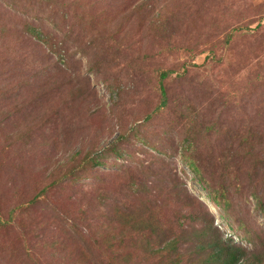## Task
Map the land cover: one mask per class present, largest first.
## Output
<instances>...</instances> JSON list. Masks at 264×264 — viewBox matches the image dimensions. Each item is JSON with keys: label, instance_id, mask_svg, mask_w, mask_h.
I'll return each instance as SVG.
<instances>
[{"label": "rangeland", "instance_id": "374dc122", "mask_svg": "<svg viewBox=\"0 0 264 264\" xmlns=\"http://www.w3.org/2000/svg\"><path fill=\"white\" fill-rule=\"evenodd\" d=\"M108 219L263 252L264 0H0V264L103 259Z\"/></svg>", "mask_w": 264, "mask_h": 264}, {"label": "trees", "instance_id": "16d2710c", "mask_svg": "<svg viewBox=\"0 0 264 264\" xmlns=\"http://www.w3.org/2000/svg\"><path fill=\"white\" fill-rule=\"evenodd\" d=\"M31 32H34V35L39 38H43V30L38 27H30ZM45 33V32H44ZM45 40L47 39L44 38ZM168 70H160V79H159V90L162 98L161 105H165V89L163 87L162 80L167 75ZM192 125L191 119L189 118L186 125ZM195 127V126H192ZM192 128H186V131L191 135ZM192 141L186 138L182 142V154L181 159L185 165L194 172L196 179L202 183V186L208 189L210 200L216 205L223 206L220 203L219 194L221 191L220 188H209L206 183L205 177L202 175L201 167L199 166L196 157L191 153ZM90 164L97 166L101 164L100 159L96 154L86 155L85 158H82L80 163ZM73 173L72 169L68 170V174ZM225 201V198H224ZM112 220L107 221L106 229L102 235H99V239H95L96 248L101 250L100 255L103 256L101 259L92 260L90 263L96 264H129L128 260L130 257V252L124 254L116 248L117 244H122L129 242L128 244L133 246L135 249H138L141 256L147 261L148 264H181L182 260L185 262L191 261L197 258V264H246L249 260L248 256L252 259L251 264H256V262H261L262 257H264V250L258 254H248L245 247L239 244H235L230 237H224L218 231L215 230V227L212 224L209 226H200L191 228V239L195 242L193 244V251L206 252V258L201 259L199 255L194 257V254H189L183 256V253L177 251V244L182 241L179 240L177 235L160 237L157 236L155 231L148 225L144 224H135L134 222L127 223L126 219L124 225ZM128 224V225H127ZM182 224V223H181ZM125 225H127L125 227ZM120 228L119 235L116 236L114 233L108 232L112 228ZM215 231V233H214ZM217 233V234H216ZM186 238V237H185ZM185 240V239H184ZM123 246V245H122ZM95 248V249H96ZM84 251V250H82ZM86 254L90 252L85 251ZM248 255V256H247ZM96 259V258H93ZM89 263V264H90ZM136 264H146L142 260L138 259Z\"/></svg>", "mask_w": 264, "mask_h": 264}]
</instances>
